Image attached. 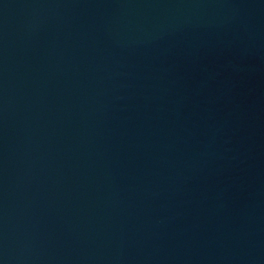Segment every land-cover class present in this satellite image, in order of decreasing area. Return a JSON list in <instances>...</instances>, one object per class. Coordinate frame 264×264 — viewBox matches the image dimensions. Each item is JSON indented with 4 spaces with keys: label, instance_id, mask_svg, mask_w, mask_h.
I'll list each match as a JSON object with an SVG mask.
<instances>
[{
    "label": "water",
    "instance_id": "1",
    "mask_svg": "<svg viewBox=\"0 0 264 264\" xmlns=\"http://www.w3.org/2000/svg\"><path fill=\"white\" fill-rule=\"evenodd\" d=\"M0 264H264V0H0Z\"/></svg>",
    "mask_w": 264,
    "mask_h": 264
}]
</instances>
